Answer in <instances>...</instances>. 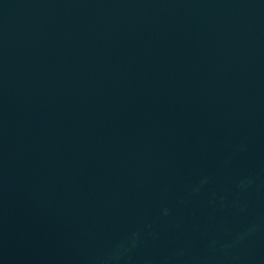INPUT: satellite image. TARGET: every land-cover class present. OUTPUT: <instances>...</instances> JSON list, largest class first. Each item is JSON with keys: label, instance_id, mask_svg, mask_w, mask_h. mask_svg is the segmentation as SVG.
I'll use <instances>...</instances> for the list:
<instances>
[{"label": "water", "instance_id": "water-1", "mask_svg": "<svg viewBox=\"0 0 264 264\" xmlns=\"http://www.w3.org/2000/svg\"><path fill=\"white\" fill-rule=\"evenodd\" d=\"M0 264H264V0H0Z\"/></svg>", "mask_w": 264, "mask_h": 264}]
</instances>
